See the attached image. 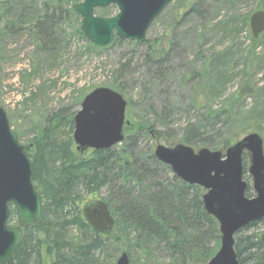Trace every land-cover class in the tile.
<instances>
[{
  "label": "trees",
  "instance_id": "obj_1",
  "mask_svg": "<svg viewBox=\"0 0 264 264\" xmlns=\"http://www.w3.org/2000/svg\"><path fill=\"white\" fill-rule=\"evenodd\" d=\"M210 1L221 3L226 9L238 4L235 0ZM68 3L66 0H14L0 9V22L4 20L2 37L4 34L14 36L28 33L34 42L37 60H44L50 65L59 61L71 37L76 35L91 50L108 49L110 46L97 48L87 40L81 32V25L70 28V20L79 17L72 6H66ZM255 8L264 9V2L258 3ZM207 13L208 9L204 6L192 11L190 14L201 23L194 26V30H187L189 34L198 35V40L192 46L197 50L199 66L182 59L185 54L179 51L185 64L180 83L190 86L192 94L188 108L191 106L201 112L198 119L186 125L182 141L189 146L200 145L202 148L208 145L226 150L230 145L224 131L225 127L232 126L231 120L236 119L237 124L255 114L259 119L264 111H260L259 107L246 111L242 102L238 103V100L245 101L252 96L249 91L253 85L248 81L252 76L245 65L241 72L247 76L245 84L229 97L225 108H214L212 99L221 97L229 81L235 77L228 73L234 68H228L227 64L241 58L235 57L232 45H227L217 54L213 48L204 50L205 30L202 34H198V31L207 28ZM249 17L246 15L243 18V25H249ZM117 41L135 46L145 45L144 64L153 71L157 68L154 75L159 74L164 65L161 56L164 50L171 53L177 47V40ZM229 43H233V40ZM159 48L161 51H158ZM118 72L120 76L125 72L124 64ZM110 87L121 94L126 89V85L119 80H114ZM261 90L260 97H263L264 88ZM74 115L68 114L66 108L47 114L42 125L34 128L35 136L28 143L33 164L32 180L43 201V214L37 224L24 228L22 240L14 254L15 264H84L80 258L65 253L70 228H76L84 237L88 233L92 235L90 239L84 238L87 254L92 250L105 251L107 242L112 240L116 245L114 252H127L130 264H136L138 259L154 262L160 249L169 253L171 264H206L220 247V231L217 220L204 209V189L180 180L175 174L171 178H163L160 172L171 171L169 166L157 160L152 151L145 157L139 152L138 135L150 136L161 127H169L174 120V110L168 106L159 112L151 107L146 110L145 118L125 125L121 144L110 149H89L84 152L76 149L72 138ZM204 127L213 129V136L206 137ZM81 186L86 189L90 199L83 200L79 191ZM102 189L107 191L102 200L115 218V226L109 234H100L92 229L82 215L83 205L97 200ZM14 217L15 210L11 207L9 222ZM260 222L264 225V219ZM258 224H249L235 236L240 264H264V228L243 233ZM114 263L110 260V264Z\"/></svg>",
  "mask_w": 264,
  "mask_h": 264
},
{
  "label": "rangeland",
  "instance_id": "obj_2",
  "mask_svg": "<svg viewBox=\"0 0 264 264\" xmlns=\"http://www.w3.org/2000/svg\"><path fill=\"white\" fill-rule=\"evenodd\" d=\"M13 1L0 0V9L10 5ZM66 1L70 2L66 6L71 8L83 0ZM235 2L238 4H234ZM235 2H232L234 5L231 9H226L221 3L215 4L210 0H172L153 22L146 35L147 40H164L165 42L166 40H177L175 52L168 53V50H164L161 55L164 65L157 75H154L157 68L153 71L144 64L145 45L135 46L119 42L117 38L108 49L91 50L82 41L83 39L76 35L71 37L70 43L62 51L55 65H50L44 60L38 61L34 53V42L30 40L28 33L14 36L4 34L2 37L3 20L0 22V106L5 109L20 142L27 145L35 136L34 128L36 125L37 127L42 125L47 114L62 108H66L68 114L76 113L81 107L82 98L88 92L96 87H110L114 80H119L126 85L122 96L128 104L127 121L134 123L145 118L146 110L151 107L159 112L168 106L174 110L172 117L174 120L169 127H161L150 136L138 135L139 152L143 157L147 156L149 151L154 152L158 144L171 147L177 143H183L182 137L186 125L198 119L201 112L191 106L188 108L192 94L190 86L180 83L182 67L185 66L182 59L185 58L188 63H195L199 66L197 50L194 49L195 46H192L195 45V40H198V35L189 34L187 30H194V26L200 25L201 21L190 13L204 6L208 9L209 17L206 20L209 24L206 25V29L198 31V34H202L205 30L204 50L209 49L210 51L213 48L216 49L214 52L217 54L227 45H232L235 48V57L241 58L229 61L227 64L228 68H234L228 73L235 77L229 81L221 97L212 99L214 108L226 107L225 104L229 97L245 84L247 76L241 72L244 67H248L249 75L252 76L248 80L251 86L253 85L249 91L252 96L245 101L238 100V103L242 102L243 109L246 111L254 107H259L260 111H264V96L260 97V92L263 91L261 88H264V32L254 41L250 26L242 24L243 18L246 15L251 16L256 11L257 4L264 0H235ZM110 7L96 8L94 12L98 16L112 17L117 14L118 10L114 5V8ZM0 14H2L1 10ZM75 14L80 20L73 17L68 23L70 28L82 24V18L77 13ZM232 40L233 43H229ZM166 47L168 49V45ZM158 51L161 49L159 48ZM179 51L185 54L182 59ZM122 64L125 65V72L120 76L118 69ZM261 113L259 119H256L257 114H255V117L247 118L245 122H237V124L236 119L233 118L232 126L225 127L226 131H224L227 144L233 145L244 136L255 132L262 137L264 148V113ZM219 126L220 124L216 127L219 128ZM205 130L206 137L213 136V129L206 127ZM191 147L198 150L201 146ZM204 147L225 151L223 147L211 148L208 145ZM243 163L244 180L248 184L246 195L253 197L255 192L252 188V178L248 173L250 164L248 155H244ZM173 174L172 170L160 172V175L166 179L171 178ZM79 191L83 200L90 199L83 186L79 188ZM106 195V189H102L97 198L102 199ZM9 223L16 225V216ZM261 228H264V225L259 221L257 226L243 233H250ZM91 237L89 233L84 237L76 228H70L66 241L69 245L66 246L65 253L80 258L84 264H110V260L116 261L121 252H114L116 245L112 240L107 242L105 251L92 250L87 254L84 238L90 239ZM171 263L169 253L162 249L158 251L154 262L136 260V264Z\"/></svg>",
  "mask_w": 264,
  "mask_h": 264
},
{
  "label": "water",
  "instance_id": "obj_3",
  "mask_svg": "<svg viewBox=\"0 0 264 264\" xmlns=\"http://www.w3.org/2000/svg\"><path fill=\"white\" fill-rule=\"evenodd\" d=\"M172 0H83L73 10L82 18L81 31L96 47L106 48L117 37L141 41L156 18ZM114 5L117 14L98 16L96 8ZM253 38L264 32V10L249 18ZM127 101L110 87H96L87 93L74 116L73 141L77 150L110 149L124 140ZM29 146L19 140L5 109L0 106V264H15L14 254L20 245L24 228L37 224L43 214V201L36 190ZM155 158L168 165L182 181L204 189V209L213 216L220 231V247L206 264H240L235 243L236 234L253 222L264 219V148L258 133H250L225 151L202 147L195 150L184 143L167 147L158 144ZM249 156L248 173L255 196L248 197L244 180L243 157ZM11 206L17 225L8 223ZM86 223L100 234H109L115 218L101 199L82 208ZM114 264H130L122 252Z\"/></svg>",
  "mask_w": 264,
  "mask_h": 264
}]
</instances>
